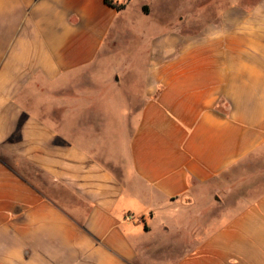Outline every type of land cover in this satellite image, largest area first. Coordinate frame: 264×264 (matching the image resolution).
Returning <instances> with one entry per match:
<instances>
[{
	"label": "crops",
	"instance_id": "0c3cea01",
	"mask_svg": "<svg viewBox=\"0 0 264 264\" xmlns=\"http://www.w3.org/2000/svg\"><path fill=\"white\" fill-rule=\"evenodd\" d=\"M114 1L0 0V264H264V0Z\"/></svg>",
	"mask_w": 264,
	"mask_h": 264
},
{
	"label": "rangeland",
	"instance_id": "374dc122",
	"mask_svg": "<svg viewBox=\"0 0 264 264\" xmlns=\"http://www.w3.org/2000/svg\"><path fill=\"white\" fill-rule=\"evenodd\" d=\"M216 10L219 11L218 9ZM189 11L186 8L166 9L164 6L160 9L158 8L155 15L159 14V12H171L173 15L185 16ZM155 17H159V15ZM115 47L119 56L116 63V67H118L123 64V60L133 51V44L126 34H121L116 41ZM226 186L229 191L224 196L225 198L222 197V201L225 204L222 208V212L226 215L225 219L236 212V204L239 205L238 208L241 207L240 209L245 208L256 201L264 191V160L254 161V159H250L243 163L234 170L232 176L227 180Z\"/></svg>",
	"mask_w": 264,
	"mask_h": 264
},
{
	"label": "trees",
	"instance_id": "16d2710c",
	"mask_svg": "<svg viewBox=\"0 0 264 264\" xmlns=\"http://www.w3.org/2000/svg\"><path fill=\"white\" fill-rule=\"evenodd\" d=\"M106 2L112 7L116 8L118 11H122L126 7L125 4H119L118 2L116 3L114 0H106Z\"/></svg>",
	"mask_w": 264,
	"mask_h": 264
},
{
	"label": "built area",
	"instance_id": "2783aa9c",
	"mask_svg": "<svg viewBox=\"0 0 264 264\" xmlns=\"http://www.w3.org/2000/svg\"><path fill=\"white\" fill-rule=\"evenodd\" d=\"M129 219H134L133 217L129 216Z\"/></svg>",
	"mask_w": 264,
	"mask_h": 264
}]
</instances>
